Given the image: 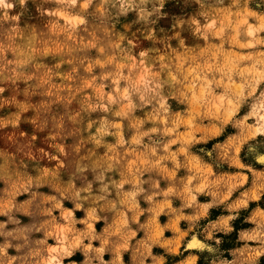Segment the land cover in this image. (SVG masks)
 Instances as JSON below:
<instances>
[{
  "label": "rangeland",
  "instance_id": "rangeland-1",
  "mask_svg": "<svg viewBox=\"0 0 264 264\" xmlns=\"http://www.w3.org/2000/svg\"><path fill=\"white\" fill-rule=\"evenodd\" d=\"M263 116L264 0H0V264H148L173 234L224 255L238 230L264 264ZM247 163L257 201L212 222L196 194Z\"/></svg>",
  "mask_w": 264,
  "mask_h": 264
},
{
  "label": "crops",
  "instance_id": "crops-1",
  "mask_svg": "<svg viewBox=\"0 0 264 264\" xmlns=\"http://www.w3.org/2000/svg\"><path fill=\"white\" fill-rule=\"evenodd\" d=\"M260 155V154H259ZM258 155V156H259ZM257 156V158H258ZM261 163V162H260ZM264 164V163H263ZM243 165V168H235L233 171H225V178L222 180V182H219L221 180H215L216 184L212 182L213 186L209 187L208 189H205L203 192H199L196 194L199 202L198 211L200 212L201 209H204L206 206V209L209 211L212 208H215L216 206L220 205L222 206L221 212L218 215L216 219H213L212 222L215 221H222L224 222V219L233 217L238 214H234L235 212H238V209H245L246 205L250 207L251 203H255L257 201L256 198L248 197L246 200V205H242V203L245 201V197L249 196L253 191L257 189L256 187V180L253 178V173L261 172L260 167H256L254 165ZM253 167V168H252ZM213 180V178H212ZM218 183H221L220 189L217 187L214 189V185H217ZM262 192L261 194H263ZM221 197H224L222 200ZM232 206H239L235 208L234 210H231ZM257 207L253 206L252 210H255ZM225 225L219 230L223 233H228L232 228L226 229L224 228ZM219 231H214L213 238L214 240L220 239V237H216V234L219 233ZM238 239L237 244H233L229 246L226 250L222 249L224 253H229L228 255L220 254L221 252L219 249H221L219 246L220 243L215 241L212 245V248H207L205 246V243L200 239L199 236L197 237L201 242L202 245L196 247V248H188V242L191 240H181L180 241V248L178 251L174 250V246L177 245V242H175V239H177V235H166L165 236V242L167 243L166 248L159 247L162 252L153 254V261L147 262L148 264H164L166 261L167 255H170L173 257V261L170 264H241L242 261H244L243 252H247V246L253 247L249 242L245 243L246 241L244 238H242L241 230H238ZM170 244V245H169ZM201 247V248H199ZM164 251V252H163ZM207 254L209 257H207L204 261L201 262V259H203V255ZM220 254V255H219ZM243 264V263H242ZM246 264H250L246 262Z\"/></svg>",
  "mask_w": 264,
  "mask_h": 264
},
{
  "label": "bare ground",
  "instance_id": "bare-ground-1",
  "mask_svg": "<svg viewBox=\"0 0 264 264\" xmlns=\"http://www.w3.org/2000/svg\"><path fill=\"white\" fill-rule=\"evenodd\" d=\"M262 118H264V116ZM259 134H261V132ZM256 135H257V133H256ZM259 162L264 163V154H260ZM200 245H202V242L197 237L193 236V239L189 242L188 248H196V247H198ZM199 248H201V247H199Z\"/></svg>",
  "mask_w": 264,
  "mask_h": 264
},
{
  "label": "snow or ice",
  "instance_id": "snow-or-ice-1",
  "mask_svg": "<svg viewBox=\"0 0 264 264\" xmlns=\"http://www.w3.org/2000/svg\"><path fill=\"white\" fill-rule=\"evenodd\" d=\"M12 5H6V7H11ZM85 7H87V5H85ZM141 55H143V53H141Z\"/></svg>",
  "mask_w": 264,
  "mask_h": 264
},
{
  "label": "clouds",
  "instance_id": "clouds-1",
  "mask_svg": "<svg viewBox=\"0 0 264 264\" xmlns=\"http://www.w3.org/2000/svg\"><path fill=\"white\" fill-rule=\"evenodd\" d=\"M24 2V0H21V3H23Z\"/></svg>",
  "mask_w": 264,
  "mask_h": 264
}]
</instances>
